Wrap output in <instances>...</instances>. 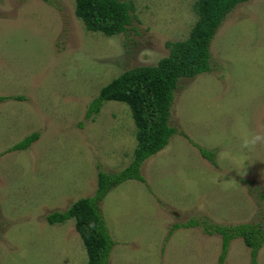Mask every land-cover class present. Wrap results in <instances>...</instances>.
I'll use <instances>...</instances> for the list:
<instances>
[{
	"label": "rangeland",
	"instance_id": "374dc122",
	"mask_svg": "<svg viewBox=\"0 0 264 264\" xmlns=\"http://www.w3.org/2000/svg\"><path fill=\"white\" fill-rule=\"evenodd\" d=\"M196 0H133L128 29L115 36L86 29L76 0H0V264H86L75 220L46 215L93 196L98 173L134 158L136 124L129 106L107 101L87 117L101 89L126 69L156 64L166 42L185 39ZM213 70L181 78L169 144L142 165L145 181L113 188L100 209L115 241L109 264H217L222 235L207 224L264 225V144L240 149L235 134H264V0L226 16L211 43ZM34 132L25 150L12 147ZM216 151L217 164L193 142ZM224 264H251L241 238ZM258 264H264V246Z\"/></svg>",
	"mask_w": 264,
	"mask_h": 264
},
{
	"label": "trees",
	"instance_id": "16d2710c",
	"mask_svg": "<svg viewBox=\"0 0 264 264\" xmlns=\"http://www.w3.org/2000/svg\"><path fill=\"white\" fill-rule=\"evenodd\" d=\"M247 1L196 0L193 8L197 19L187 38L166 42L169 49L167 56L156 64L126 69L104 86L90 103L87 117L98 114L107 101L127 104L136 124L135 135L138 143L134 150V158L126 168L111 173L99 171L98 188L93 196L80 198L65 210H56L46 215V220L50 224L75 220L76 230L87 251L86 264H109L115 245L100 209V202L113 188L127 180L145 181L142 173L143 163L164 149L177 131L170 124V117L179 80L193 78L213 70L210 63L212 40L230 11ZM135 9L133 0H76V15L84 22L86 29L101 32L106 36L124 33L132 23ZM10 98L24 99L21 95L0 96V102ZM39 137L40 133L34 132L15 144L12 150L28 149ZM193 144L204 158L217 164L215 150L196 142ZM208 222V218H192L188 223L175 224L173 228L202 225L209 234H221L222 252L217 264H224L232 240L241 238L250 248L251 264H258L259 251L264 246V225L261 222L230 225L207 224Z\"/></svg>",
	"mask_w": 264,
	"mask_h": 264
},
{
	"label": "clouds",
	"instance_id": "9594fccd",
	"mask_svg": "<svg viewBox=\"0 0 264 264\" xmlns=\"http://www.w3.org/2000/svg\"><path fill=\"white\" fill-rule=\"evenodd\" d=\"M235 134L239 137L241 151H251L257 145L264 144V134L248 131L243 119L238 121Z\"/></svg>",
	"mask_w": 264,
	"mask_h": 264
}]
</instances>
